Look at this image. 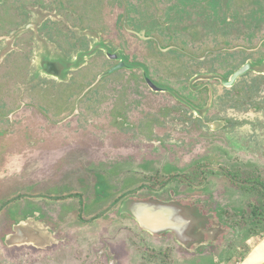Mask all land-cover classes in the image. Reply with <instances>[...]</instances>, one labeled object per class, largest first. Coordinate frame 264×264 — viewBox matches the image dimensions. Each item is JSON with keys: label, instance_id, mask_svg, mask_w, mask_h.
I'll return each mask as SVG.
<instances>
[{"label": "rangeland", "instance_id": "rangeland-1", "mask_svg": "<svg viewBox=\"0 0 264 264\" xmlns=\"http://www.w3.org/2000/svg\"><path fill=\"white\" fill-rule=\"evenodd\" d=\"M59 2L63 3L61 12L57 13L63 22L60 26L65 24L64 26L69 25L70 28H65L67 30L63 31L60 27L58 33L73 44L71 56L76 51H81L84 45V42L80 40L81 35L90 36L93 39L97 35V39L101 40L100 44H107L106 46L113 50L124 51L126 56L131 55L129 59L132 58L134 62L144 66L161 65L158 58L162 59L164 55L167 62L163 65H168L175 70L170 78H166L163 72L154 73L156 79L161 81L160 85L170 88L172 95L164 96L174 98L177 94L191 103L189 98H192L205 83L214 85L217 91H214L217 104H219V98L222 99L225 95V99L220 101L221 108L215 113H222L227 118H241L242 124L241 121H232V126L235 125L237 128L234 135L235 138L239 136L238 139L246 137L250 145L246 144L242 149L239 147L236 150L237 153L231 156H236L235 160L246 165L244 174L249 176L247 182L251 183L243 189L245 185L241 188L236 184L228 183L222 177L218 179L215 176L205 184V189L199 191V198L193 197L198 193L189 192L186 194L188 201L179 200V203L195 208L203 217L199 224L202 227L205 244L198 246L195 255L180 251L170 238L156 241L141 239V242L135 243L132 232L136 231V225L130 221L114 220L109 227L107 226V233L100 235L98 243L101 241L102 244L98 245L96 240L99 236L93 229L97 228L100 222L104 225L109 223L111 217L104 215L100 217L101 219L98 218L92 222L94 227L90 225V229L84 230L88 234L81 235L79 230H71L72 234L70 233L69 237L63 236L65 234L62 233L58 234V237L56 235V240L64 237L60 245L52 244L43 254H37L38 249L27 250L30 252L25 256L23 253L16 254L14 251L7 250L1 243L4 240L2 231L8 229L5 226L0 227V264H106L108 258L104 255L101 258H95L91 250L96 252L101 245L104 246V242L108 241L113 242L111 246L116 248L115 242H118L121 237H125V240L129 241L128 244L132 246H129V255L118 258V263L115 264L238 263L264 236V151L258 148L260 142L264 144V75L258 74L256 70H249L242 77L241 80L244 81L243 86L246 89L241 92L248 94V97L238 100L241 108L239 104L234 103L236 97L230 99L229 96L233 91H229V88H224V85L218 84L220 82L214 78L200 79L198 77L212 74L220 77L229 75L231 71L237 70L247 61L258 66V61L264 56V0H59ZM24 3H26L24 7H21L19 2L16 6V10L18 9L22 17L17 16L5 29L0 26V34H8L14 28L26 29L33 26L34 30L38 29L41 35L45 34V37L49 39L48 31L51 33L55 30L54 27L56 28L58 22L55 21L56 18L49 16L43 19L39 7L52 14L54 10L52 0H24ZM29 4L34 7L29 8ZM40 18L44 22L37 27L35 24H38ZM65 20L69 23L66 24ZM23 22L26 24L23 25ZM45 37L34 40L28 49L39 51L50 48ZM13 46H16V43ZM0 48H8L5 40L0 41ZM34 54L35 52L32 56ZM35 68L34 64L29 65L28 81L40 80ZM31 69L34 71L31 72ZM180 71L187 72L182 81L178 80L180 76L183 77ZM195 76H198L197 79L191 81L193 77L196 78ZM33 91L27 92L26 96L21 94L20 96L22 99L27 97L32 103ZM3 94V90L0 89V97H2L0 101V121L2 122L0 123V207L12 199H18L19 202L16 205L19 206L9 208V213L0 211L1 217L5 215L8 217L10 210L37 205L41 206V210L47 211V219L68 224L74 221L76 215L75 200L69 197L73 200L69 203L64 201L65 204H63L56 199H50L54 194H71L79 191V195L82 194L88 202L90 200L96 202L104 198L102 206L118 195H121L118 201L133 198V196L121 194L123 191H119V184H113L118 182L117 179H113L109 174L104 175L109 166L101 165L103 156L99 159L97 152L90 151L84 154L86 157H83L67 149L69 140L63 127L54 130V136L37 133L33 128H30L32 132H28L26 125L29 122L21 113L23 111H20L22 107L14 113L15 118L5 124L2 119L6 117L10 108L8 104L3 103ZM43 101L46 102V97ZM251 107L257 108L255 114H252ZM48 109L50 108L47 105L46 111ZM26 110L31 111V106ZM214 119L224 120L225 117L220 115ZM34 120L36 121V118ZM243 124H249V126L243 128L241 127ZM28 140H32L34 144L30 146ZM214 154L217 161L225 166L228 165V162L220 157L223 153L214 152ZM94 158L97 160H93ZM157 163L159 164L158 161ZM161 163L163 164L164 160ZM149 164L154 170L156 163L150 161ZM141 167H146V163ZM223 169L228 172L230 167H223ZM232 170L236 172L234 180H241L243 176L239 174L241 168L237 171L232 167ZM155 172H158L157 175L162 174L159 166ZM109 181L113 185H108ZM98 186L101 187L104 195L99 193ZM135 186V184L125 183L121 189ZM214 189L218 190L210 198L211 194L208 193ZM223 189L226 192L230 191L231 196L222 195ZM202 191H204L203 195H201ZM147 196H150L149 193L138 197L143 199ZM76 199L80 201L79 196ZM93 202L90 201V204ZM200 203L202 208L198 207ZM47 207L51 209L47 210ZM228 212L233 215H228ZM128 226L132 227L128 228ZM262 230L261 234L259 231ZM211 231L215 233L211 235L209 233ZM55 246H62L60 253L65 255L58 257L59 252L56 253ZM81 249L83 252H88L86 261H82L77 254V251ZM74 251H76L75 254ZM54 253H56V259L51 260L50 257L54 256Z\"/></svg>", "mask_w": 264, "mask_h": 264}, {"label": "flooded vegetation", "instance_id": "flooded-vegetation-1", "mask_svg": "<svg viewBox=\"0 0 264 264\" xmlns=\"http://www.w3.org/2000/svg\"><path fill=\"white\" fill-rule=\"evenodd\" d=\"M54 1L52 0L54 9L52 14L41 9L40 4L38 5L43 19L48 16L57 19H55L58 22H55L57 24L56 28L54 27L55 30L51 33L48 31L50 40L45 37V34L41 35L38 29L34 30L33 26L26 27V29L14 28L8 34H0V41L5 40L8 44V48H0V89L5 94V96L2 95L3 103L8 104L7 106L10 108L6 117L2 119L5 124L11 122L15 118L14 113H17L22 107L20 111H23L21 113L29 122L26 125L28 132H32L30 128H33L37 133L54 136V130L63 127L69 140L67 149L75 151L83 157H86L84 154L90 151L97 152L99 159L100 156H103L101 165L109 166L104 175L109 174L113 179H117L118 182L113 184H119V191H123L121 194L133 196L132 200L154 201L167 207H170V204L186 206L182 203L188 201L186 194L196 192L198 194L193 197L199 198V191L205 189V184L215 176L218 179L222 177L228 183L236 184L241 188L242 185H245L243 189L251 183L247 182L249 176L244 174L246 165L235 160L236 156H231V154L237 153L236 150L239 147L242 149L246 144L250 145V141L246 137L238 139L239 136H237L235 138L234 134L237 128L235 125L232 126V123L241 121V118H227L222 113H215L221 108L220 101L225 99V95L222 99L219 98V104H217L214 98L215 92H217L214 85L205 83L193 94L192 98H189L191 103L186 102L177 94L174 98L164 96L165 94L172 95L170 88L160 85L161 81L156 79L154 73L156 74V71L163 72L166 78H170L175 71L168 65H163L167 62L164 55L162 59L158 58L161 65L148 64L144 66L134 62L132 58L129 59L128 57L131 55L126 56L124 51L113 50L108 48L107 44H100L101 40L97 39V35L95 39L81 35L80 40L84 42V45L81 47V51H76L77 53L75 52L71 56L73 44L58 33L60 27L63 31L67 30L65 28H70L69 25L67 27L64 26L65 24L62 25V19L60 20L57 14L61 12L63 3H60L59 0ZM18 2L21 3V7L26 5L24 0H0V26L4 29L12 24L17 16L22 17L18 9L16 10ZM31 6L29 4V8ZM42 18L39 20L40 23L35 24L37 27L44 22ZM65 22L69 23L66 20ZM60 23H62L61 26ZM22 24L25 25L26 22ZM43 36L47 38L50 48L39 51L28 49L34 40H39V37ZM14 43L16 46H13ZM33 52H35L34 56H32ZM262 57L257 63L258 66L247 61L237 70L231 71L229 75L222 77L214 74L195 76L196 78L193 77L191 81L197 77L200 79L214 78L220 82L218 84H223L224 88L233 91L232 95L228 96L231 100L236 97L234 103L239 104L240 98L248 97V94L241 92L246 89L243 86L244 81L241 80L245 73L249 70H256L258 74L264 75V56ZM32 64L36 67L40 80L28 81V68ZM39 71L43 74H40ZM183 71H180V75L183 74V77L180 76L178 80L182 81V78L186 77L187 72ZM147 79L153 82L156 88L151 87ZM32 90H34L32 93L34 96L31 97L34 100L32 103H30V99L28 101L27 97L21 98L20 94L26 96L27 92ZM244 95L246 96L244 97ZM45 97L46 102L43 101ZM47 105L50 108L48 111H46ZM29 106H31V111L26 110ZM239 108H241L240 104ZM250 110H252V114L257 112V108L251 107ZM220 115L225 119H214ZM0 123L2 122L0 121ZM248 126L249 124H243L241 127L247 128ZM28 143L30 146L34 144L32 140H28ZM258 148L264 151V144L260 142ZM214 152L223 153L220 157L226 160L228 165L225 166L217 161ZM150 161L156 163L154 170L150 167ZM145 163L146 167H141ZM157 166L162 170L160 175H157L159 171L155 172ZM223 167H230L231 171L226 172ZM232 167L237 171L241 168L239 171V174L243 175L241 180H234L236 172L232 170ZM125 183L136 186L125 187L127 189L123 190L121 188ZM107 184L113 185L110 181ZM223 188L225 189V187ZM97 190L102 194L100 186ZM217 190L214 189L208 193L211 194L210 198ZM145 193H149L150 196L143 199L138 197ZM203 194L204 191L201 192V195ZM228 194L231 196L230 191L226 192V190L222 193L224 196ZM78 196L80 201L76 199ZM69 197L75 200L74 204L77 207L74 211L76 212L74 221L68 222V224L47 219V211L41 210V206L37 205L10 210L8 217L0 216V222H2L0 227L5 226L8 229L2 231L4 233V240L1 243L3 247L16 254L23 253L24 256L30 252L27 250L32 249H38L37 254H43L52 244L60 245L64 237L56 240L58 234L62 233L65 234L63 236L69 237L73 230H79L81 235H85L87 231L84 230L90 229V225L94 227L92 222L104 215L111 217L109 223L104 225L100 222L97 228L93 229L99 236L96 240L98 245L102 244L101 241L98 243L100 235L107 233V226L109 227L114 220L130 221L136 225V231L132 232V237L137 244L141 242V239L156 241L170 238L180 251L192 253L191 255H195V250L199 245L205 244L203 236L202 240L196 239L183 244L178 240L173 230L165 229L153 233L144 230L134 218L123 212L122 206L125 199L118 201L121 195L115 196L105 206L101 205L104 198H100L96 202L90 200L93 202L90 204V201L88 202L82 194L79 195V191L71 194H54L50 199H56L65 204L64 201L69 203L73 200ZM179 200L182 202L179 203ZM18 202V199L5 202L0 207V211L8 212L9 208L19 206L16 205ZM198 205L202 208L201 203ZM48 209L51 208L47 207ZM159 211L167 215L166 209H159ZM228 215L233 214L228 212ZM30 220L31 223L38 222L46 228L51 240L45 241L34 231L26 232L24 223L28 227ZM209 233L212 235L215 232ZM128 242L125 237H121L118 242H115L116 248L111 246L113 242L108 241L104 242V246L101 245L96 252L91 251L95 255L93 257L101 258L104 255L108 258L106 264H115L118 263V258H122L126 254L129 255V246L132 245ZM55 248H57L56 253L59 252L58 257L64 254L60 253L62 246H55ZM56 253L50 257L51 260L56 259ZM77 254L82 261H86L88 252H83L81 249L77 251Z\"/></svg>", "mask_w": 264, "mask_h": 264}, {"label": "water", "instance_id": "water-1", "mask_svg": "<svg viewBox=\"0 0 264 264\" xmlns=\"http://www.w3.org/2000/svg\"><path fill=\"white\" fill-rule=\"evenodd\" d=\"M148 83L151 87L156 88V85L150 80H148ZM170 205V207H167L154 201L131 199L123 203L122 210L149 232H159L165 229L173 230L178 240L183 244L196 239L202 240L203 231L199 221L203 220V217L197 213V210L179 204ZM159 209H166L167 215H164ZM236 264H264V236Z\"/></svg>", "mask_w": 264, "mask_h": 264}, {"label": "bare ground", "instance_id": "bare-ground-1", "mask_svg": "<svg viewBox=\"0 0 264 264\" xmlns=\"http://www.w3.org/2000/svg\"><path fill=\"white\" fill-rule=\"evenodd\" d=\"M30 220L28 222L29 226L27 227L26 224L24 223L25 226V231L26 232H37V236H40L41 238H43L45 241L51 240V237L48 234V231L46 230V228H44L40 223L38 222H33Z\"/></svg>", "mask_w": 264, "mask_h": 264}, {"label": "trees", "instance_id": "trees-1", "mask_svg": "<svg viewBox=\"0 0 264 264\" xmlns=\"http://www.w3.org/2000/svg\"><path fill=\"white\" fill-rule=\"evenodd\" d=\"M259 232L262 234L263 231H259ZM263 235H264V234H263Z\"/></svg>", "mask_w": 264, "mask_h": 264}, {"label": "crops", "instance_id": "crops-1", "mask_svg": "<svg viewBox=\"0 0 264 264\" xmlns=\"http://www.w3.org/2000/svg\"><path fill=\"white\" fill-rule=\"evenodd\" d=\"M51 208V207H50ZM263 231V230H262Z\"/></svg>", "mask_w": 264, "mask_h": 264}]
</instances>
